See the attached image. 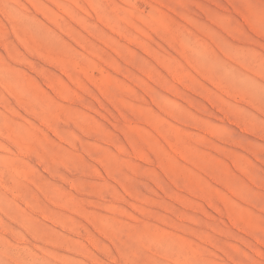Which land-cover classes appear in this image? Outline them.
Wrapping results in <instances>:
<instances>
[{
	"label": "rangeland",
	"instance_id": "374dc122",
	"mask_svg": "<svg viewBox=\"0 0 264 264\" xmlns=\"http://www.w3.org/2000/svg\"><path fill=\"white\" fill-rule=\"evenodd\" d=\"M0 264H264V0H0Z\"/></svg>",
	"mask_w": 264,
	"mask_h": 264
},
{
	"label": "bare ground",
	"instance_id": "6f19581e",
	"mask_svg": "<svg viewBox=\"0 0 264 264\" xmlns=\"http://www.w3.org/2000/svg\"><path fill=\"white\" fill-rule=\"evenodd\" d=\"M148 80V79H147ZM177 83V82H176ZM230 124V123H229ZM242 131V130H241ZM133 157V156H132Z\"/></svg>",
	"mask_w": 264,
	"mask_h": 264
}]
</instances>
